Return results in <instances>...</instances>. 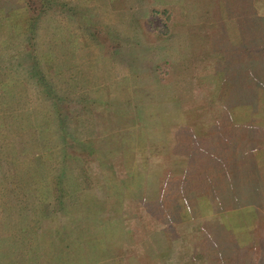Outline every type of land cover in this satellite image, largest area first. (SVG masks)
I'll list each match as a JSON object with an SVG mask.
<instances>
[{
	"label": "rangeland",
	"instance_id": "374dc122",
	"mask_svg": "<svg viewBox=\"0 0 264 264\" xmlns=\"http://www.w3.org/2000/svg\"><path fill=\"white\" fill-rule=\"evenodd\" d=\"M52 1L0 0V264H249L232 151L221 184L183 168L219 101L264 102L226 68L263 74L264 0Z\"/></svg>",
	"mask_w": 264,
	"mask_h": 264
},
{
	"label": "crops",
	"instance_id": "0c3cea01",
	"mask_svg": "<svg viewBox=\"0 0 264 264\" xmlns=\"http://www.w3.org/2000/svg\"><path fill=\"white\" fill-rule=\"evenodd\" d=\"M257 26L258 25L255 24L254 28H257ZM261 27L264 29L263 25ZM250 28H252V25H250ZM260 59L263 60L264 58L260 57ZM251 62V60L248 61L249 65ZM235 71L238 72L239 77L243 75L247 79L243 83L241 80H238L237 86L240 90L243 86L250 90L251 87L255 86L259 88L260 91H263L264 94V72L263 74L260 72L257 73V76L248 78L240 69L236 68L233 72ZM249 79H251V81ZM210 81L212 82L213 80ZM211 84L213 85V83ZM230 86H232V84L227 85V87ZM213 87H215V85H213ZM79 88L78 84H69L67 90L78 93ZM219 90H216V92H214V90V94ZM62 91L64 92L65 90ZM219 102L225 114L223 121L227 129V133L224 135L225 142L220 140L218 132L215 133L218 136L217 138L214 137L215 134L213 133H210L209 136L195 133V136L198 137L193 138L192 141L185 140V146L187 148L184 153L183 168L185 184L189 182L191 184L190 178L192 177H197L198 184L202 186L203 184H221L218 183V179H216L217 176L223 172V166H221V161L219 162V160H222L223 156L226 157L228 155L229 152H227L226 146L232 151V154H234L232 159L235 161L237 160L240 166L238 169L239 174H235L233 176L235 178L232 177L229 178V180L237 181L238 183L235 184H247L244 192H242L237 185L239 190L238 205L239 207L244 205L254 206L256 210V213L247 212L244 213V217H240V226L251 231L255 239L254 246L250 249V251H252L250 252V258L253 259V263L251 261L249 264H264V102L254 110L248 109V104L246 105V103H244V105L240 104L244 106L242 107L238 103H227L224 101L222 104L221 101ZM256 110L259 112H255ZM193 121L196 120L193 119ZM212 121H214V125L218 123L216 118H212L211 122ZM212 124L213 123H211V125ZM194 127L195 126H191L189 129L187 127L185 135L187 136V132L191 131ZM202 129L207 132L212 128L205 127ZM221 146L224 147L222 150L223 152L220 151ZM219 165L221 167H219ZM242 175H244L243 180L245 182L242 183L240 179L239 183L237 176L240 178ZM215 181L217 183H215ZM222 182L224 184L230 183L227 180H223ZM250 182H252V184H249ZM203 194L204 193L201 195L202 199L207 195ZM206 204L205 202L203 205L206 206ZM245 260L244 258L239 259V262H236V264H247Z\"/></svg>",
	"mask_w": 264,
	"mask_h": 264
},
{
	"label": "trees",
	"instance_id": "16d2710c",
	"mask_svg": "<svg viewBox=\"0 0 264 264\" xmlns=\"http://www.w3.org/2000/svg\"><path fill=\"white\" fill-rule=\"evenodd\" d=\"M50 1H52V0H50ZM52 2H54V4L56 3V5H58L59 7H58V9H61L62 7L63 8H65L67 5V1H65V0H63V2H61V1H59V0H56V1H52ZM27 3H28V0H24V4H25V6H26V10L28 9V7H27ZM39 3H40V6H41V9L42 10H44V11H47V8L48 7H51L52 6V4H50L49 2H47V0H39ZM29 5V4H28ZM30 6V5H29ZM156 11H157V9H155V8H152L151 9V12L149 11V12H147V13H149V15H150V17L148 18H143V21L147 24V26H150V28H152V29H154V30H157L158 29V27H159V24L157 23V18H155L156 16L154 15L155 13H156ZM259 11V10H258ZM37 13H39L38 11H37ZM35 16V15H34ZM33 17V16H32ZM30 18L28 17V20H29ZM34 29V28H33ZM166 29H168V28H166ZM33 31V30H32ZM258 36H262V37H264V35H263V33H261V35H258ZM261 39H263V38H261ZM262 43V42H261ZM263 45H264V41H263ZM229 47H231V45L229 46ZM33 50H35V46H34V49ZM235 54V53H234ZM231 57H233L234 58V56H230V59H229V62H231L230 63V65H226V68H229V67H234V69H240V71L243 73V74H245V75H247V73L249 74V73H254V72H251V70H252V68H253V63L254 62H251L250 63V65H249V63L248 64H246L245 66L243 65H241L237 60H235V59H232ZM234 60L235 61H237L236 63L237 64H235L234 63ZM259 60H261V59H259ZM239 63V64H238ZM248 66V67H247ZM251 66V67H250ZM257 66V67H256ZM255 67H256V69H257V71H258V65H257V63H255ZM256 72V71H255Z\"/></svg>",
	"mask_w": 264,
	"mask_h": 264
}]
</instances>
